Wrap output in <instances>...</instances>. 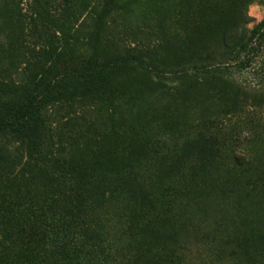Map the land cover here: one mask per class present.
Returning <instances> with one entry per match:
<instances>
[{"label":"rangeland","instance_id":"obj_1","mask_svg":"<svg viewBox=\"0 0 264 264\" xmlns=\"http://www.w3.org/2000/svg\"><path fill=\"white\" fill-rule=\"evenodd\" d=\"M263 18L264 0H0V120L49 99L0 129V264H264V39L236 66ZM127 55L150 70L86 83Z\"/></svg>","mask_w":264,"mask_h":264},{"label":"trees","instance_id":"obj_2","mask_svg":"<svg viewBox=\"0 0 264 264\" xmlns=\"http://www.w3.org/2000/svg\"><path fill=\"white\" fill-rule=\"evenodd\" d=\"M253 34L255 39L248 40L242 47V52L245 54L246 59L240 60L236 63L239 68L246 67L249 64L250 58L248 54H254L257 49L258 40L264 39V18L261 20L253 29ZM247 54V55H246ZM135 64L141 68L150 70V65L146 63L138 55H127L120 59H115L112 61L102 62L98 65H87L85 72L83 73V78L86 83L95 84L101 83L106 79L107 71L113 67L119 65H129ZM71 89L69 87L63 88L61 93H69ZM49 101L48 97L32 98L29 102L24 104L22 109H18L16 114L5 115V119L0 120V129H12L17 132H27L30 125L36 120V117L40 114L43 104Z\"/></svg>","mask_w":264,"mask_h":264}]
</instances>
